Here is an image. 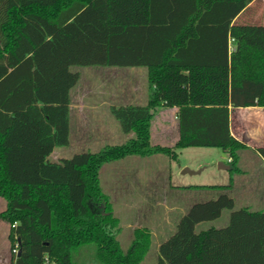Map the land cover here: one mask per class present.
<instances>
[{
    "label": "trees",
    "instance_id": "16d2710c",
    "mask_svg": "<svg viewBox=\"0 0 264 264\" xmlns=\"http://www.w3.org/2000/svg\"><path fill=\"white\" fill-rule=\"evenodd\" d=\"M251 1L0 0V219L10 224L11 249H21L11 264H147L150 230L136 228L122 247L100 181L107 162L176 160L178 149L214 146L241 171L230 105L264 106V23L237 22ZM74 65L145 66L148 99L110 108L134 136L52 161L70 141ZM163 105L179 107L173 145L151 142ZM257 151L264 158V146ZM235 205L226 192L192 204L161 241L156 264H264V209ZM226 208L225 226L196 229Z\"/></svg>",
    "mask_w": 264,
    "mask_h": 264
},
{
    "label": "rangeland",
    "instance_id": "374dc122",
    "mask_svg": "<svg viewBox=\"0 0 264 264\" xmlns=\"http://www.w3.org/2000/svg\"><path fill=\"white\" fill-rule=\"evenodd\" d=\"M248 5L237 18V22L264 23V0H253ZM71 69L80 74L78 82L72 89H109L111 92L118 89L122 91L118 102L142 103L147 100L149 83L145 66L74 65ZM115 97L113 95V98ZM113 98L111 99L116 101ZM115 121L119 123L117 119ZM154 124L152 121L151 130L155 131ZM114 126L115 124H110L109 127L113 129ZM92 128L95 130L97 127ZM247 128L248 125L244 124L236 126L240 133L248 131ZM114 130L116 131V126L111 133H97L94 139L73 138L69 144L57 147V152L49 155V159L57 161L63 156L70 157L76 152L97 151L104 144L124 142L135 135L134 132L126 133L122 129L120 134L116 135ZM151 142L161 143L163 137L154 133ZM177 151L176 160L165 154H155L145 158L130 155L107 162L101 168V185L109 196L112 210L122 226L119 239L123 249L127 250L130 246L136 228L142 227L151 231V246L144 259L147 264L157 263L159 243L176 230L181 215L195 202L213 199L226 192L234 197L235 208L248 206L253 210L264 209V158L254 146L239 150L238 166L241 171H231L221 167V163L230 166V157L220 147L188 146ZM137 167L148 168L150 173L136 175L133 173L136 170L133 169ZM185 168L190 169L191 172H184ZM140 176L153 178L149 179L151 181L141 180V182L128 180ZM231 182L233 187L230 189L209 186ZM134 191L150 194L144 198L140 194L141 197L131 200L132 206L122 204L123 201L129 202V197L126 200L114 199L118 193H127L130 196ZM3 203H6V200L0 197L1 211L4 207H1ZM230 212L231 210L226 208L219 217L199 222L196 229L199 231L211 226H225ZM5 222L10 230V224ZM4 227L5 225L3 227L0 225V248L7 245L6 236L4 237L2 233ZM15 248L19 249L18 243L11 249L14 255Z\"/></svg>",
    "mask_w": 264,
    "mask_h": 264
},
{
    "label": "crops",
    "instance_id": "0c3cea01",
    "mask_svg": "<svg viewBox=\"0 0 264 264\" xmlns=\"http://www.w3.org/2000/svg\"><path fill=\"white\" fill-rule=\"evenodd\" d=\"M110 92L111 91L109 89H71L70 91V141L69 143L73 140V138H77V137H84V138L91 137V139H94V136L97 133H100V132L111 133V131L115 128V126H116V131L115 130L114 131L116 135L120 134V131H121L120 123H117V121H115L116 119H114L110 108L112 105H122V104H130V103L134 104L136 102H133V101L126 102V103L118 102L122 91L120 92L117 89L114 92H111V93ZM108 93H110L109 96H108ZM113 95H115L117 98L116 97L113 98ZM147 95H148V92H147ZM111 98L116 99V101H113ZM146 101L142 103H138V104L146 103ZM178 112H179L178 106L163 105L156 109L154 116L152 118V121H154L155 123L154 124L155 131L151 130V138L153 137L154 133L156 135L159 134L161 135V137H163V142L154 143V144L173 145L178 140L179 138ZM152 121H151V124H152ZM110 124H115L113 129L109 127ZM242 124L248 125V128H247L248 131H244L243 133H240L238 129H236L237 125H242ZM93 126H96L97 128L94 130L92 128ZM230 129H231L232 135L244 145L241 149L254 146V148L257 150L258 147L264 146V106H261V105L232 106L230 105ZM252 143L254 144L252 145ZM57 147L59 146H56L54 150L50 153V155L53 152H57L56 151ZM135 156H138V155H135ZM65 157L66 156H63L62 158H65ZM138 157L145 158L147 156H138ZM221 165H225V164L221 163ZM133 170H136V172H133L136 175H146L150 173L149 172L150 169L145 168V167H141V168L137 167L136 169H133ZM150 178H151L150 176L149 178L140 176L137 178L132 177L128 180L141 182V180L151 181L153 177L151 178V180H149ZM140 194L144 198V197H148L150 193L148 194L147 192H137L136 193L134 191L133 194H130L129 196L127 193L121 192L117 194V197L114 196V199L115 201L119 198H123L124 200H126L129 197L130 201L129 202L123 201L122 204L125 206H132L131 200H134L137 197H141ZM5 204L6 203H3L1 205V207L4 206L2 210L5 208ZM0 225L2 227L5 225L4 231L2 230V233L4 234V237L6 236V239H7V245L4 246V248L3 247L0 248V264H11L13 255L11 253V246L9 244V238H8L9 226H7L6 222L2 219H0Z\"/></svg>",
    "mask_w": 264,
    "mask_h": 264
},
{
    "label": "water",
    "instance_id": "95a60500",
    "mask_svg": "<svg viewBox=\"0 0 264 264\" xmlns=\"http://www.w3.org/2000/svg\"><path fill=\"white\" fill-rule=\"evenodd\" d=\"M221 167H224V168H227V169L230 168L229 165H221ZM184 172H191V170L188 169V168H185ZM18 241L20 242V239H18ZM20 252H21V249L18 250V255L20 254Z\"/></svg>",
    "mask_w": 264,
    "mask_h": 264
},
{
    "label": "built area",
    "instance_id": "2783aa9c",
    "mask_svg": "<svg viewBox=\"0 0 264 264\" xmlns=\"http://www.w3.org/2000/svg\"><path fill=\"white\" fill-rule=\"evenodd\" d=\"M18 250H19V249H17V248L14 249V251H15L16 253H18Z\"/></svg>",
    "mask_w": 264,
    "mask_h": 264
}]
</instances>
